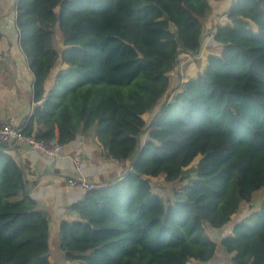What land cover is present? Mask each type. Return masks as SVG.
Returning <instances> with one entry per match:
<instances>
[{
	"label": "trees",
	"instance_id": "16d2710c",
	"mask_svg": "<svg viewBox=\"0 0 264 264\" xmlns=\"http://www.w3.org/2000/svg\"><path fill=\"white\" fill-rule=\"evenodd\" d=\"M210 1L15 0L32 75L23 131L65 144L92 130L107 156L127 162L120 178L87 190L73 204L76 217L59 223L64 259L217 264L222 248L231 264H264V199L252 221H234L218 242L207 229L227 224L264 186V0H233L231 23L212 33L218 54L155 109L178 54L198 53ZM197 156L195 176L182 183ZM159 175L180 183L167 198L153 189ZM50 253L48 219L0 146V264H57Z\"/></svg>",
	"mask_w": 264,
	"mask_h": 264
},
{
	"label": "crops",
	"instance_id": "0c3cea01",
	"mask_svg": "<svg viewBox=\"0 0 264 264\" xmlns=\"http://www.w3.org/2000/svg\"><path fill=\"white\" fill-rule=\"evenodd\" d=\"M232 1H210L211 11L203 20L204 30L199 51L196 54L187 51L178 54V63L168 72L169 87L155 107L156 110L180 89L183 81L205 69L209 55L218 54L220 43L214 40L212 33L217 25L231 23V20L226 18L225 10ZM14 5L15 0H0V121L13 117L17 122L23 123L30 116L33 106L32 75L18 45ZM61 45L56 44L59 51L65 48L62 42ZM58 66L65 68L67 65L59 62ZM51 73L53 74V71ZM49 82L48 77L47 83ZM150 113L151 111H147L142 115L145 121ZM142 134L141 138L144 140L147 131ZM0 146L20 165L30 196L35 199L37 207L45 213L49 224V243L50 238H58V227L62 220L76 217L73 204L85 197L86 190L69 185L67 179L85 178L94 186H101L120 178L127 164L124 159L115 160L107 156L92 130L85 134L80 133L72 141L65 143L60 157L29 150L25 143L19 140ZM132 158L133 156L130 160ZM77 162L80 163V169L76 167ZM246 203L242 201L238 211L231 216L233 222L241 218H247L248 221L254 219L256 211L249 214L246 211ZM233 222L228 228L225 224L214 230H222L219 234L223 236L231 232ZM49 260L56 262L51 255ZM63 264L80 263L64 259Z\"/></svg>",
	"mask_w": 264,
	"mask_h": 264
},
{
	"label": "rangeland",
	"instance_id": "374dc122",
	"mask_svg": "<svg viewBox=\"0 0 264 264\" xmlns=\"http://www.w3.org/2000/svg\"><path fill=\"white\" fill-rule=\"evenodd\" d=\"M59 35H61L60 30H59L58 27H55L53 36L55 37L56 44L58 46L61 45V41H60ZM150 116H151V114L146 119L147 123L150 120ZM142 135H141V137H142ZM199 157L200 156L195 157L193 159V161L187 166V168L189 167L188 168V173H187L188 177L182 183H186L188 178H191V177L195 176L194 167L197 165ZM151 180H152L151 183H152L153 189L155 191L161 193L162 196H164L166 198L171 195L172 186L180 184L178 182L177 184L173 185V183L165 181L161 175L157 176V177H154ZM263 199H264V186H262L260 189L255 191L253 196H252V198H251V200L246 203V211L249 214H254V212L258 210V207H259V205H260V203L262 202ZM242 206H244V204ZM241 213L242 212H240V214ZM255 214H256V212H255ZM234 218H235V216H234ZM232 222H233V219L231 220V222L227 223V225H226L227 228L230 227ZM207 229H208V232L210 233V236L213 237L216 240V242H218L219 238L221 237V234H219V233L222 232V230H217L216 231V230L213 229V227H208ZM50 245H51V253H50V255H51L52 259H55L57 261V264H63L64 253H63V250L59 246L58 238H56V239L50 238ZM222 250H223L222 248H217V253L213 257L212 262L214 261L217 264H231L229 255H227ZM186 264H200V263L190 259Z\"/></svg>",
	"mask_w": 264,
	"mask_h": 264
},
{
	"label": "built area",
	"instance_id": "2783aa9c",
	"mask_svg": "<svg viewBox=\"0 0 264 264\" xmlns=\"http://www.w3.org/2000/svg\"><path fill=\"white\" fill-rule=\"evenodd\" d=\"M18 140L24 142L29 150H38L54 157H60L64 151V144L47 141L37 138L33 134L25 133L22 129V123L17 122L13 117H7L0 121V143L4 144ZM76 167L80 169L79 162H77ZM67 182L71 186L82 188L86 191L94 186L85 178L70 177Z\"/></svg>",
	"mask_w": 264,
	"mask_h": 264
},
{
	"label": "water",
	"instance_id": "95a60500",
	"mask_svg": "<svg viewBox=\"0 0 264 264\" xmlns=\"http://www.w3.org/2000/svg\"><path fill=\"white\" fill-rule=\"evenodd\" d=\"M200 43H202V40H200Z\"/></svg>",
	"mask_w": 264,
	"mask_h": 264
}]
</instances>
